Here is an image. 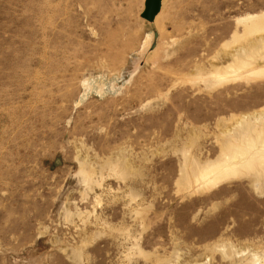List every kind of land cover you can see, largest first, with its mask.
<instances>
[{
  "label": "rangeland",
  "instance_id": "374dc122",
  "mask_svg": "<svg viewBox=\"0 0 264 264\" xmlns=\"http://www.w3.org/2000/svg\"><path fill=\"white\" fill-rule=\"evenodd\" d=\"M145 1L0 0V264H264V0Z\"/></svg>",
  "mask_w": 264,
  "mask_h": 264
},
{
  "label": "water",
  "instance_id": "95a60500",
  "mask_svg": "<svg viewBox=\"0 0 264 264\" xmlns=\"http://www.w3.org/2000/svg\"><path fill=\"white\" fill-rule=\"evenodd\" d=\"M161 8V0H146L144 4V11L141 14V17L149 22L154 21L155 16L159 13ZM155 39L157 34H154ZM151 49H154L155 43L151 46Z\"/></svg>",
  "mask_w": 264,
  "mask_h": 264
},
{
  "label": "bare ground",
  "instance_id": "6f19581e",
  "mask_svg": "<svg viewBox=\"0 0 264 264\" xmlns=\"http://www.w3.org/2000/svg\"><path fill=\"white\" fill-rule=\"evenodd\" d=\"M199 176H200V175H198V177H199ZM203 177H204V176H201V178H203ZM196 179H197V178H196ZM198 179H200V178H198ZM198 179H197V180H198Z\"/></svg>",
  "mask_w": 264,
  "mask_h": 264
}]
</instances>
